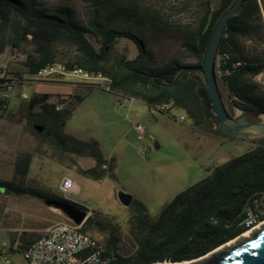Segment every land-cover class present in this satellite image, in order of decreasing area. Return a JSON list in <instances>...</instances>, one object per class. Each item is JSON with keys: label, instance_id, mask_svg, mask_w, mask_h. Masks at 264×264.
Returning <instances> with one entry per match:
<instances>
[{"label": "trees", "instance_id": "obj_1", "mask_svg": "<svg viewBox=\"0 0 264 264\" xmlns=\"http://www.w3.org/2000/svg\"><path fill=\"white\" fill-rule=\"evenodd\" d=\"M45 1L0 0V59L6 52L17 54L30 76L53 63L100 73L110 81L109 92L118 97L139 100L149 108L169 104V112L172 108L182 110L193 127L207 136L223 140L248 138L218 124L199 72L184 74L172 86L163 85L171 83L183 68L201 65L211 31L233 0H215L217 8L213 10V0H205L196 22L190 27L186 25L181 47L194 64L172 58L162 65L154 63L143 27L147 24L154 31L163 32L171 31L172 27L158 12H153L149 21L146 13V22L138 16V3L148 0H81L90 10L85 22L77 18L73 7L48 8ZM119 24L123 28H117ZM118 40H127L136 47L134 59L114 53ZM235 63L240 65L234 66ZM215 71L218 89L232 109L245 116L264 114V91L254 81L264 72V26L258 0H243L229 19L218 48ZM80 101L81 97L75 96L73 103L56 110L57 105L65 103L60 97L33 94L28 99L27 114L31 117L32 110L38 109L36 118L43 130L32 129V134L51 140L55 151L52 159L63 166L69 162L78 167V158H91L95 161L93 168L84 171L78 167V170L99 181L112 162L101 158L95 142L78 141L62 130ZM0 108L5 110L4 99H0ZM247 123L250 122H240ZM249 138L252 148L248 152L215 167L204 179L177 194L156 217H148L146 210L132 200L131 252L118 254L114 237L104 243L97 241L89 234L93 229L89 219L82 224L81 232L95 239L104 254L117 264L192 261L227 244L249 231L244 223L246 212L264 201V138ZM30 163L31 155L19 157L14 168L17 182L0 180V189L45 204L65 202L85 211L74 202L25 186Z\"/></svg>", "mask_w": 264, "mask_h": 264}, {"label": "rangeland", "instance_id": "obj_2", "mask_svg": "<svg viewBox=\"0 0 264 264\" xmlns=\"http://www.w3.org/2000/svg\"><path fill=\"white\" fill-rule=\"evenodd\" d=\"M204 1L148 0L138 3L137 14L144 22L146 13L149 21V16L158 12L169 20L172 27L168 32L154 31L147 24L143 27L147 48L156 65L172 58L183 64H194L181 43L187 33L186 25L190 27L196 22ZM57 5L73 7L77 18L83 22L89 18L90 10L81 0L45 1L48 8ZM216 8L217 1L213 0L211 9ZM116 26L123 28L121 24ZM89 39L96 47L99 46L94 39ZM114 53L131 60L137 50L131 42L118 40ZM0 64L6 66L5 71L0 72V99L5 100V110L0 108V180L17 182L14 168L18 158L31 155L24 185L82 206L87 214L86 220H90L93 228L89 234L103 243L111 237L116 238L120 255L125 251L131 252L129 220L133 217L134 205L124 207L117 198L119 192L131 195L133 201L146 210L148 217L154 218L177 194L204 179L215 167L252 148L249 137L223 140L197 131L182 110L172 108L169 113L151 114L145 103L106 91L103 81L86 82L67 76L41 82L28 74L20 56L9 52L0 59ZM8 79L15 84L12 91L4 89ZM22 81L27 83L22 84ZM254 81L264 91L262 77L258 75ZM22 94L26 100L22 99ZM33 94L60 97L65 102L56 106H60V110L73 103L75 96L81 97L62 130L78 141L95 142L106 162H112L101 180L95 181L83 175L78 170L79 165L72 166L69 162L65 166L58 164L52 159L55 151L51 140L47 136L32 134L34 126L41 127L36 118L37 108L32 110L31 117L27 114L28 99ZM221 97L232 117L257 121L254 115L237 114V110L227 103L223 92ZM136 125L144 130L142 137L136 133ZM142 148L147 150L144 159L140 156ZM65 179L78 187V193L61 191L60 185ZM6 221L14 230L9 233L13 239L31 241L36 237L35 228L68 220L61 211L43 201L8 194L0 189V227L3 223L2 228H7ZM0 264L25 262L19 253H6Z\"/></svg>", "mask_w": 264, "mask_h": 264}, {"label": "built area", "instance_id": "obj_3", "mask_svg": "<svg viewBox=\"0 0 264 264\" xmlns=\"http://www.w3.org/2000/svg\"><path fill=\"white\" fill-rule=\"evenodd\" d=\"M226 58V57H225ZM235 63L234 66H239ZM6 66L0 64V72L5 71ZM41 82L50 81L55 78L75 77L82 81H103L106 83L104 89L109 91L110 81L104 78L100 73L91 74L78 67L68 68L61 64H48L39 69L34 75ZM22 84L27 81H22ZM14 82L8 79L4 83V89L12 91ZM22 99L26 100L24 94ZM60 106L56 110H60ZM169 104H163L149 108L151 114L168 113ZM136 133L142 137L144 130L140 125L135 126ZM146 148L140 150L141 158H145ZM74 183L65 179L60 189L62 192L70 193ZM245 225L249 230L264 223V201L258 207L254 206L246 212ZM81 226H76L72 222L56 223L49 226L44 232L32 242L22 245L18 240L7 242L0 241V259H3L6 253L21 254L25 264H117L104 254L103 247L89 235L81 232Z\"/></svg>", "mask_w": 264, "mask_h": 264}, {"label": "water", "instance_id": "obj_4", "mask_svg": "<svg viewBox=\"0 0 264 264\" xmlns=\"http://www.w3.org/2000/svg\"><path fill=\"white\" fill-rule=\"evenodd\" d=\"M242 1L233 0L232 4L218 18L205 47L201 65L197 68H183L171 83L163 85L172 86L184 74L199 72L202 75L204 85L208 89L211 109L218 124L223 129L238 135L264 138V114L255 113L256 122L240 124L226 109L216 80L215 70L218 48L229 19L237 12ZM34 129L38 132L41 131V128L37 126H34ZM78 163L81 169L86 171L92 168L93 160L79 158ZM117 198L124 207H129L133 200L131 195L124 192H119ZM47 205L61 211L66 219L76 226L82 225L86 220L87 214L85 211L68 203L49 202ZM232 242L231 245L224 244L199 259L186 262L187 264H264V225L261 226V229L252 231L249 238L239 236L233 239ZM168 263L182 264V262Z\"/></svg>", "mask_w": 264, "mask_h": 264}, {"label": "crops", "instance_id": "obj_5", "mask_svg": "<svg viewBox=\"0 0 264 264\" xmlns=\"http://www.w3.org/2000/svg\"><path fill=\"white\" fill-rule=\"evenodd\" d=\"M258 3H259V7H260V12H261V17H262V23H263V26H264V3L262 2V0H258ZM260 76L262 77V80H263V84H264V72H262L261 74H260ZM237 114H240V112H238L237 111ZM239 116V115H238ZM99 154H100V156H101V158L104 160V161H106L104 158H103V156H102V154L100 153V151H99ZM79 159V158H78ZM78 159H77V163H78ZM83 159H91V158H83ZM93 160V159H92ZM78 165H79V163H78ZM95 165V161L93 160V166ZM80 166V165H79ZM102 168L103 169H105L106 167L105 166H102ZM72 191H75V194L76 193H78V191H79V189H78V187L74 184V187H73V189H72ZM71 191V192H72ZM4 222V221H3ZM7 222V225L5 226V227H7V228H2V225H3V223L1 224V227H0V241H7V242H11V241H15V239H13V237H12V235H9V233L10 232H13L14 230L12 229V227H11V225H9L8 223H9V221H6ZM54 224H56V222H54V223H51V224H45V225H42V226H39L38 228H35L34 230H33V232L36 234V235H34V236H36L33 240H35L36 238H38L39 236H41V234L44 232V230L46 229V228H48L49 226H51V225H54ZM17 238H19V235H18V237ZM16 240H18V239H16ZM33 240H31V241H26L25 239H22L21 238V241H19L22 245H25L26 243L28 244V243H30V242H32Z\"/></svg>", "mask_w": 264, "mask_h": 264}, {"label": "bare ground", "instance_id": "obj_6", "mask_svg": "<svg viewBox=\"0 0 264 264\" xmlns=\"http://www.w3.org/2000/svg\"><path fill=\"white\" fill-rule=\"evenodd\" d=\"M262 225H264V223H262V224H260V225H258V226H256V227H254L253 229H251V230H249V231H247V232H245V233H243L242 235H241V238H249L250 237V233L252 232V231H257V230H259V229H261V226ZM233 242L232 241H230L228 244H226V245H231ZM157 264H159V263H157ZM161 264H176V263H168V262H163V263H161ZM182 264H187V262H182Z\"/></svg>", "mask_w": 264, "mask_h": 264}, {"label": "flooded vegetation", "instance_id": "obj_7", "mask_svg": "<svg viewBox=\"0 0 264 264\" xmlns=\"http://www.w3.org/2000/svg\"><path fill=\"white\" fill-rule=\"evenodd\" d=\"M245 117H243V118H237L236 120L240 123V122H248V121H246L245 119H244ZM251 122H253V121H251Z\"/></svg>", "mask_w": 264, "mask_h": 264}]
</instances>
